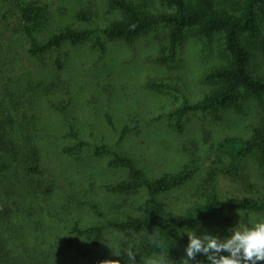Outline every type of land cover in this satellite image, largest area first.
<instances>
[{
    "label": "rangeland",
    "instance_id": "obj_1",
    "mask_svg": "<svg viewBox=\"0 0 264 264\" xmlns=\"http://www.w3.org/2000/svg\"><path fill=\"white\" fill-rule=\"evenodd\" d=\"M42 1L50 16L48 30L105 27L119 18L118 12L107 7V0ZM213 1L232 12L240 5V0ZM146 2L154 10L162 9L158 1ZM14 9L11 1H0V13L5 11L6 18ZM81 12L90 16L89 22L78 18ZM7 21L12 24V20ZM258 24L257 38L242 41V45L249 52V72L264 80V7L258 9ZM0 39L4 58L10 53L16 55L6 65L0 58V75L5 80H16L26 94L27 86H21L25 78L31 79L32 84L43 81L49 89L48 84H54L52 92L31 95L27 113L31 115L32 144L41 152L42 180L52 181L55 186V197L49 203L61 210L62 221L53 233L74 220L85 228L108 219H122L133 214V208L144 200L142 192L121 196L105 191V186L125 179L127 173L109 167V157L95 156L94 150L99 146L115 148L132 159L149 179L166 173L174 175L185 168L193 172L188 181L159 196L165 204L167 220H175L201 202L203 191L212 190L219 200L264 201V156L229 155L264 123V95L247 96L237 110L222 109L216 116L200 111L180 114L185 105L195 104L210 91L205 76L226 65V52L219 37L205 40L188 36L171 55L168 32L158 27L131 43L107 42L102 54L91 43L66 45L39 62L23 55L20 38L12 28H0ZM9 87L19 90V86ZM64 101L68 103L62 107ZM72 132L84 144L78 158L61 154L64 147L76 144L67 137ZM92 206L102 218L91 211ZM258 217H264V213H227L184 231L178 246L182 263L190 231L226 236L237 223L251 224ZM120 240L117 237L106 243V255L132 248V242Z\"/></svg>",
    "mask_w": 264,
    "mask_h": 264
},
{
    "label": "trees",
    "instance_id": "obj_2",
    "mask_svg": "<svg viewBox=\"0 0 264 264\" xmlns=\"http://www.w3.org/2000/svg\"><path fill=\"white\" fill-rule=\"evenodd\" d=\"M0 1H11L15 7L8 18L5 11L0 13V28H12L20 38L23 55L38 62L66 45L91 43L93 49L102 54L107 42L131 43L158 27L168 32L167 47L171 55L188 36L205 40L219 37L227 63L205 76L210 91L195 104L185 105L180 110L181 115L200 111L216 116L222 109L237 110L247 96L264 95V80L249 72V52L242 45V41L258 36V9L264 7V0H240L236 12L217 6L213 0H155L161 10L152 9L146 0L140 3L107 0V7L118 12L119 18L105 27L75 29L66 26L51 30L47 28L50 22L48 7L42 0ZM78 18L90 21V16L84 12L79 13ZM7 19L12 20V24ZM3 45L0 39V58H4ZM15 57L10 53L2 65ZM25 79L21 86H27L28 94L16 80H5L0 75V264H117V260L120 264H128L123 252L109 256L106 255L108 250L104 251L106 243L117 237L121 243H133L131 249L136 264L155 256L161 257L164 264H184L178 249L184 231L222 214L264 213V201L251 198L219 200L210 190L203 191L202 201L187 208L183 215L173 221L167 220L165 204L159 196L188 181L193 172L185 168L174 175L166 173L149 179L132 159L115 148L99 146L94 150L95 156L109 157V167L124 169L127 173L125 179L105 186V191L121 196L142 192L144 200L133 208V214L122 219H108L101 225L85 228L74 220L61 229L62 232L58 229L53 233V228H58L57 224L62 221L59 219L61 210L49 203L55 197V186L52 181L42 180L41 152L32 144L31 115L27 113L31 95L52 92L54 84H48L49 89L43 81L32 84L31 79ZM9 86H19V90ZM67 103L62 102V107ZM54 111L57 112L55 108ZM67 137L77 142L74 147H64L61 154L78 158L84 144L73 132ZM253 154L264 156V123L253 129L250 139L242 141L229 153L242 158ZM91 211L102 218L94 206ZM190 264H207V261L203 254H198L191 258Z\"/></svg>",
    "mask_w": 264,
    "mask_h": 264
},
{
    "label": "clouds",
    "instance_id": "obj_3",
    "mask_svg": "<svg viewBox=\"0 0 264 264\" xmlns=\"http://www.w3.org/2000/svg\"><path fill=\"white\" fill-rule=\"evenodd\" d=\"M188 244L185 248L184 264L202 253L207 264H264V217L243 225L237 223L226 236L203 233L194 230L187 233ZM128 264H136V256L131 248L124 249ZM117 264L120 261L117 260ZM145 264H164L157 257L148 258Z\"/></svg>",
    "mask_w": 264,
    "mask_h": 264
}]
</instances>
